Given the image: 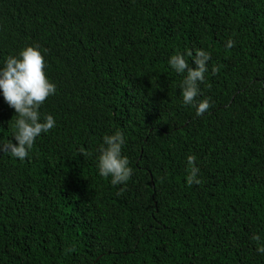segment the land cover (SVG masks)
<instances>
[{"label":"trees","instance_id":"trees-1","mask_svg":"<svg viewBox=\"0 0 264 264\" xmlns=\"http://www.w3.org/2000/svg\"><path fill=\"white\" fill-rule=\"evenodd\" d=\"M26 45L56 125L23 162L0 151V264H264V0H0V62ZM200 48L196 116L167 60ZM14 116L0 95V144ZM117 130L113 186L96 157Z\"/></svg>","mask_w":264,"mask_h":264},{"label":"clouds","instance_id":"clouds-1","mask_svg":"<svg viewBox=\"0 0 264 264\" xmlns=\"http://www.w3.org/2000/svg\"><path fill=\"white\" fill-rule=\"evenodd\" d=\"M225 46L231 48L233 41L229 39ZM45 55L46 50L26 45L16 55H9L0 62V95L15 111L9 126L16 141L0 144V151L9 153L11 157L21 162L30 155L36 139L42 133L47 134L56 125L51 114L42 115L40 112L44 102L56 93V85L45 72ZM186 55L192 58L195 68L189 66L185 54L180 52L172 54L167 64L183 77L179 84L181 103L193 107L195 115L201 116L209 109V100L204 98L197 102L196 98L201 94L199 85L205 80L211 53L200 48L195 50V55L191 50H188ZM216 71L217 68L213 65L212 72ZM102 139L96 157L98 175L110 179L113 186L126 184L133 170L129 166L128 158L122 155L124 134L117 130L111 135H104ZM195 159L193 155L186 157L190 169V174L186 177L189 185L201 182L198 178L199 169L195 167ZM252 239L259 242L261 237L253 235ZM256 251L264 254V244H258Z\"/></svg>","mask_w":264,"mask_h":264}]
</instances>
